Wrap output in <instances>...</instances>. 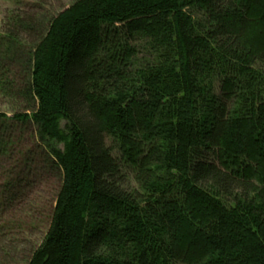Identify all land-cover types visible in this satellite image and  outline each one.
Masks as SVG:
<instances>
[{
	"label": "trees",
	"instance_id": "16d2710c",
	"mask_svg": "<svg viewBox=\"0 0 264 264\" xmlns=\"http://www.w3.org/2000/svg\"><path fill=\"white\" fill-rule=\"evenodd\" d=\"M0 96V264H264V0L17 2ZM36 157L59 188L15 262Z\"/></svg>",
	"mask_w": 264,
	"mask_h": 264
},
{
	"label": "rangeland",
	"instance_id": "374dc122",
	"mask_svg": "<svg viewBox=\"0 0 264 264\" xmlns=\"http://www.w3.org/2000/svg\"><path fill=\"white\" fill-rule=\"evenodd\" d=\"M17 2H21L24 5L42 2L46 4L48 9L59 10L68 6L71 0H0V23L5 12L15 8ZM133 46L139 59L147 56L141 41H136L133 43ZM13 108H15L13 104H10L0 96V114L11 117V110ZM61 126L63 127V123ZM26 131L23 130L21 133L23 138L29 137L30 133ZM106 145L108 147L112 146L109 141L106 142ZM13 156L15 159L17 154L14 153ZM113 156L118 158L115 152ZM34 159V163L30 165L28 170H24L21 176L23 179L29 180V182L23 183L21 194L20 192L18 194L19 198H16L12 209L6 214L9 220L18 222V226L20 224L23 227L27 226L24 227L21 235L15 238V240L17 239L20 242V249L13 251V247L10 246L8 240L5 241L4 247L10 248L11 259L15 262L25 259L29 251L41 242L48 223L47 215L51 210L50 207L53 205L55 195L59 188V172L54 168L48 169V166L44 168L39 158L36 157ZM3 164L4 162L0 163V169ZM123 171L127 174L129 173L126 168H123ZM131 186H133L132 183ZM32 216L34 220L30 219ZM31 221L34 222L30 223Z\"/></svg>",
	"mask_w": 264,
	"mask_h": 264
}]
</instances>
